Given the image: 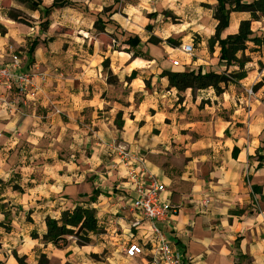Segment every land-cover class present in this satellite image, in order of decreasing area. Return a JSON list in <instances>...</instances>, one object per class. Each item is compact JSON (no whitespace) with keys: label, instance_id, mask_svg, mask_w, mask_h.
<instances>
[{"label":"crops","instance_id":"obj_1","mask_svg":"<svg viewBox=\"0 0 264 264\" xmlns=\"http://www.w3.org/2000/svg\"><path fill=\"white\" fill-rule=\"evenodd\" d=\"M39 1L30 10L29 2L0 0V64L10 63L12 47L23 60L19 71L47 77L28 106L15 90H0V222H7L0 227V264H37L41 255L48 264H91L86 254L102 252L104 264H150L151 230L129 212L137 195L125 170L113 167V143L141 158L165 186L160 198L174 213L158 227L181 264H264V83L250 88L264 79V68L245 70L243 59L249 44L254 52L264 41L236 54L245 78L222 86L220 95L212 88L179 92L163 72L197 66L206 73L208 52L220 62L218 42L209 46L216 0H67L72 6L54 8L46 30L39 28L43 8L55 0ZM9 8L22 11L28 24L9 19ZM263 19L231 12L220 38L236 35L243 21L256 36L253 25ZM128 36L139 39V48L123 43ZM93 190L101 231L90 240L97 243H45L48 219L84 205ZM129 244L143 254L127 259Z\"/></svg>","mask_w":264,"mask_h":264},{"label":"trees","instance_id":"obj_2","mask_svg":"<svg viewBox=\"0 0 264 264\" xmlns=\"http://www.w3.org/2000/svg\"><path fill=\"white\" fill-rule=\"evenodd\" d=\"M217 6L214 13V19L218 22L214 36L209 40V46L212 47L213 43L218 42L220 46V62H225L227 66L238 64L239 71L231 72V80L223 77L222 75L213 72L203 73L201 68L195 70H183L176 72H163L162 76L168 80V86L175 88L177 91H185L190 89L192 92L195 90H203L212 88L217 95L223 92V88L227 87L230 81H239L245 78L243 71L244 62L236 58L238 52H243L247 48V43L252 42L254 45L262 44V41L257 36H252L250 31V21H243L240 23L239 31L236 35L227 36L225 39L220 38L221 32L228 26V16L231 12H248L251 18L256 20L259 15H264V0H253L246 2V0H216ZM20 3L29 2L28 8L30 10L38 9L41 6L39 0H18ZM66 5H71L67 0H55L49 7L43 8V20L39 23L41 30H46L49 26L47 17L54 8H61ZM7 16L12 21L27 25L28 22L22 16L20 11L9 10ZM101 20L98 19L95 27L98 29ZM150 43L157 44L160 41L156 38H150ZM167 44L178 45L175 40L168 39ZM123 43L130 46V48H139V39L137 37H125ZM36 46L33 42L29 48L32 53ZM104 66L107 61H104ZM133 77V74H132ZM112 79V81H111ZM108 82L112 83L113 78L109 75ZM264 145V140H263ZM235 155V150H234ZM259 159H261L259 157ZM99 192L93 190L92 196L84 205H77L71 210H66L61 214L59 220L48 219L47 232L43 236L45 243H50L57 249H62L67 246V237L75 236L78 240L77 244L84 246L90 243V236L99 234L101 231L97 226L96 210L91 206L95 203ZM3 226L0 222V227ZM19 264L21 261L18 259Z\"/></svg>","mask_w":264,"mask_h":264},{"label":"built area","instance_id":"obj_3","mask_svg":"<svg viewBox=\"0 0 264 264\" xmlns=\"http://www.w3.org/2000/svg\"><path fill=\"white\" fill-rule=\"evenodd\" d=\"M9 49L12 53L10 63L8 65L0 64V90L9 92L15 90L24 106L31 105L42 93L47 77L42 72L19 71L22 67V57L12 47ZM180 49L187 56H192L191 45L183 44ZM171 64L174 67L180 66L177 61H172ZM109 147L116 154L118 160L113 163V167L116 169L122 167L125 170V177L132 184L137 195L132 204L128 206L129 212L140 214L149 224L152 235L150 264H181L180 253L172 249L171 244L158 227V223L167 224L170 214L174 213L168 203L161 201L160 196L165 192V186L148 174L143 167V160L132 154L126 147L117 143H113ZM138 226L137 220L131 223L133 229ZM143 252L142 247L138 244H129L125 248L124 255L131 260L142 255Z\"/></svg>","mask_w":264,"mask_h":264},{"label":"rangeland","instance_id":"obj_4","mask_svg":"<svg viewBox=\"0 0 264 264\" xmlns=\"http://www.w3.org/2000/svg\"><path fill=\"white\" fill-rule=\"evenodd\" d=\"M24 8L26 9V5H24ZM9 10H12V9L9 8ZM20 12H21L22 16L25 19H27V17L24 16V13L22 11H20ZM171 21L173 23H175L173 18L171 19ZM253 28L255 30V35L258 36V37H261L264 34V31L262 29V28H264V21L262 23V26L254 24ZM260 33L262 35H260ZM248 46H249V50L246 52V54L244 55V58H243L245 60H248V62L245 65V70H246V68H259V69L264 68V48L263 47H258L256 49H254L255 50L254 52H251V50H253L254 47H253L252 44H249ZM171 59L175 60L177 58L176 57H171ZM204 62H206L208 64V65L202 66V68H204V70L206 72H213L215 74L222 75L223 77H225V78H227L229 80H231V75H229L230 72H232L234 70L235 71L238 70L237 67H230V66L228 67V66H226L225 63L219 62L218 58L216 57V55H214V53H210V52H208L204 56ZM194 68H201V67H197L196 66ZM111 81H112V79H111ZM233 83H235V81H230L228 86L230 84H233ZM263 83H264V79L261 78L259 80V83H255L253 86L250 87L252 89V92H255ZM262 97H264V91L262 92ZM2 224H4V226H5L7 224V222H4ZM67 241H74L76 244L78 242V240H77V238L75 236L67 237ZM91 242L92 243H97L95 241L90 240V243ZM77 245L79 247H81L79 244H77ZM84 246H86V245H84ZM106 255H108L106 252L94 253V254L90 253V254H86V258L88 259V261L91 264H98V263L104 264V263H106V260H105ZM20 261H21V263H23L22 260H20ZM37 264H48V260L46 259V256L41 255L39 257V259L37 260Z\"/></svg>","mask_w":264,"mask_h":264}]
</instances>
